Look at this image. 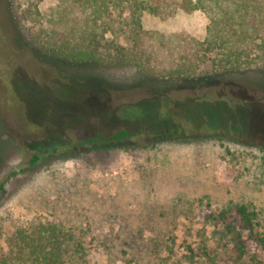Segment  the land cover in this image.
I'll use <instances>...</instances> for the list:
<instances>
[{
    "label": "rangeland",
    "instance_id": "obj_1",
    "mask_svg": "<svg viewBox=\"0 0 264 264\" xmlns=\"http://www.w3.org/2000/svg\"><path fill=\"white\" fill-rule=\"evenodd\" d=\"M25 4L0 0L1 241L41 221L74 230L86 264H264L251 241L238 258L216 219L251 203L264 233V70L179 84L69 63L30 41ZM141 24L202 41L208 19L145 13ZM120 129L133 136L78 147Z\"/></svg>",
    "mask_w": 264,
    "mask_h": 264
},
{
    "label": "trees",
    "instance_id": "obj_2",
    "mask_svg": "<svg viewBox=\"0 0 264 264\" xmlns=\"http://www.w3.org/2000/svg\"><path fill=\"white\" fill-rule=\"evenodd\" d=\"M41 1L26 0L20 19L29 26L30 41L62 61L130 67L179 84L264 70V0H59L40 11ZM180 12H201L207 17L202 41L184 33L163 35L142 27L145 13L167 20ZM132 136L130 130L120 129L106 139L81 140L78 147ZM228 155L238 160L230 151ZM41 157L32 155L22 171L34 167ZM230 213L234 217L228 222ZM216 219L231 236L238 258L244 255L247 241L257 243L264 252V233L257 230L253 204L233 205L221 210ZM0 264H86V252L74 230L31 221L3 242L0 234Z\"/></svg>",
    "mask_w": 264,
    "mask_h": 264
}]
</instances>
